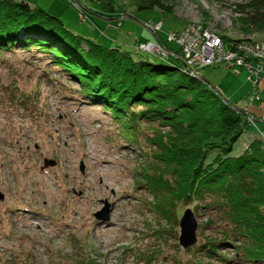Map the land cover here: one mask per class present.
I'll return each instance as SVG.
<instances>
[{
	"label": "rangeland",
	"instance_id": "obj_1",
	"mask_svg": "<svg viewBox=\"0 0 264 264\" xmlns=\"http://www.w3.org/2000/svg\"><path fill=\"white\" fill-rule=\"evenodd\" d=\"M74 1L82 16L70 0L42 3L64 13L63 22L78 34L81 30L109 38L105 48L120 46L138 59L179 70L184 68L180 49L166 40V34L182 30L188 21L229 37L244 36L237 10L246 0H164L173 13L157 8L139 11L135 0ZM108 3L112 14L101 9ZM159 22L162 27L154 34L158 32L175 54L164 58L135 52V36L139 43L153 39L146 24ZM244 70L224 63L199 70L200 77L250 120L234 144V155L259 133L253 121L259 115L258 87L247 80ZM118 125L46 55L33 49L0 52V264H233L232 249L225 252L229 254L225 261L218 255L207 257L205 247L198 249L203 239L215 235L209 216L199 208L179 204L177 221L158 222L144 207L149 193L134 165L144 160L149 144L143 137L151 130L141 123V141L131 142L126 139L129 131ZM46 159L55 164L45 167ZM104 201L111 204L106 221L94 216ZM186 208L194 212L198 228L196 244L184 249L178 242V222Z\"/></svg>",
	"mask_w": 264,
	"mask_h": 264
},
{
	"label": "trees",
	"instance_id": "obj_2",
	"mask_svg": "<svg viewBox=\"0 0 264 264\" xmlns=\"http://www.w3.org/2000/svg\"><path fill=\"white\" fill-rule=\"evenodd\" d=\"M135 4L139 11L173 13L164 0ZM101 9L114 10L109 3ZM237 11L244 35L264 33V0H246ZM220 36L226 44L240 41ZM16 48L46 55L67 72L88 100L129 131L128 141H141L138 126L148 124L151 133L143 140L149 145L144 160L134 166L149 193L144 207L156 221H177L179 204H192L209 216L215 234L197 246L205 247L207 257L218 255L225 261V252L232 249L233 264H264V135L254 134L233 154L250 122L243 119V111L183 68L138 59L120 46L105 48L39 6L0 0V52ZM156 240L162 241V236Z\"/></svg>",
	"mask_w": 264,
	"mask_h": 264
},
{
	"label": "built area",
	"instance_id": "obj_3",
	"mask_svg": "<svg viewBox=\"0 0 264 264\" xmlns=\"http://www.w3.org/2000/svg\"><path fill=\"white\" fill-rule=\"evenodd\" d=\"M73 4L81 10L77 2L74 1ZM146 27L155 33L161 29L162 23H147ZM237 38L240 41L235 44H226L218 32L198 21H188L182 30L166 34V40L179 47L184 64L183 71L188 75L199 77L201 68L224 63L229 67L245 68L247 79L255 88L259 80L258 75L264 69V37L246 34ZM133 49L135 52H148L164 58L175 54L161 42L139 43L136 38Z\"/></svg>",
	"mask_w": 264,
	"mask_h": 264
},
{
	"label": "crops",
	"instance_id": "obj_4",
	"mask_svg": "<svg viewBox=\"0 0 264 264\" xmlns=\"http://www.w3.org/2000/svg\"><path fill=\"white\" fill-rule=\"evenodd\" d=\"M24 1L28 2L31 6H39V7L44 6V7H41V8H43L46 11L48 10V12H50V10H51V13L55 14L57 17L61 18L62 20H63V18L65 16L64 13H62L58 8L55 9L57 11H54V8L50 4L46 5V3H42V0H24ZM104 11H106V10H104ZM106 12H111V14H112V12H115V11L114 10L113 11L107 10ZM101 13H103V12H101ZM94 14H96V13H94ZM123 17H127V15H124ZM82 19H84V18H82ZM107 20H109V19H107ZM64 24L67 26V28L71 29L75 33L78 32L77 30L73 29L70 25H67V23H64ZM119 25L122 26L123 24L121 25V23H119ZM128 26H130V25H128ZM78 30H80V29H78ZM135 30H137V28H135ZM148 30L150 32H152L150 29H148ZM94 31H96V30H94ZM129 31H131V30H129ZM79 32H80V35H82L83 37L90 38V39L94 40L95 42H98V43L100 42V43L105 44V45L107 44V41L109 42V38L104 37L103 34L99 37V35H95L94 33H91L93 35V37H92V36H89V33H85L84 31L80 30ZM129 33H131V32H129ZM152 33H153V39L147 38L146 42H153V43L161 42L162 43L161 38L157 35L158 32L156 34H154V32H152ZM102 37H104V40L100 41V39H102ZM118 38H120V37H118ZM135 38H137V36H135ZM110 40H111V44L113 45L115 43V41H113L112 39H110ZM117 40H119V39H117ZM137 40L140 41L138 38H137ZM116 44H118V43H116ZM171 52H174V51H171ZM241 68H243V67H241ZM246 72H247V70H246ZM247 76H248V73H247ZM247 76H246V78H247ZM258 77H259V80H258V82H257L255 87H258L259 99H255V101H257L259 103L257 105L259 107V111H258L259 115L256 118V120H254V123L257 124L258 132H259L258 134H263L264 135V69L262 70V72L259 73ZM252 136H254V135H251V137Z\"/></svg>",
	"mask_w": 264,
	"mask_h": 264
},
{
	"label": "water",
	"instance_id": "obj_5",
	"mask_svg": "<svg viewBox=\"0 0 264 264\" xmlns=\"http://www.w3.org/2000/svg\"><path fill=\"white\" fill-rule=\"evenodd\" d=\"M199 79H203V78L199 77ZM236 110L239 111V109ZM54 164H55V160H51V159L44 160L45 167L53 166ZM80 165H81L80 170L83 171L84 166L82 164ZM2 199H3V194L0 192V200ZM110 209H111V204H109L107 201H104L103 207L101 208V210L97 211L94 214V216L97 219L106 221L109 218ZM178 225H179V236H178L179 245L182 248L187 249L193 246L194 244H196L198 221L191 208H186L184 210V212L182 213L179 219Z\"/></svg>",
	"mask_w": 264,
	"mask_h": 264
}]
</instances>
